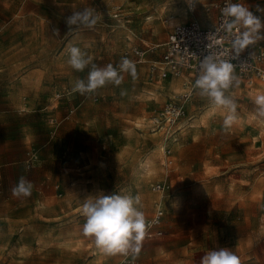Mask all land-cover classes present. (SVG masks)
Segmentation results:
<instances>
[{
	"label": "rangeland",
	"instance_id": "rangeland-1",
	"mask_svg": "<svg viewBox=\"0 0 264 264\" xmlns=\"http://www.w3.org/2000/svg\"><path fill=\"white\" fill-rule=\"evenodd\" d=\"M218 1L0 0V264H124L123 253H105L83 233L82 205L99 192L138 194L147 222L163 210L162 236L146 232L135 264H200L219 247L240 264H264V124L251 119V88L228 90L239 116L230 127L220 114L205 115L209 101L196 89L174 127L151 123L196 79L149 81L175 27L169 21L206 26ZM89 6L99 14L94 28L69 32L66 18ZM70 45L99 67L116 66L134 47L146 61L132 58L137 79L124 74L119 86L81 95L71 89L90 66L71 68ZM170 80L180 87L169 89ZM155 151L157 169L142 182ZM22 176L33 184L29 197L12 194Z\"/></svg>",
	"mask_w": 264,
	"mask_h": 264
},
{
	"label": "clouds",
	"instance_id": "clouds-1",
	"mask_svg": "<svg viewBox=\"0 0 264 264\" xmlns=\"http://www.w3.org/2000/svg\"><path fill=\"white\" fill-rule=\"evenodd\" d=\"M221 13L224 17L222 28L232 36V49L237 59L245 49L264 41V6L257 4L253 9L247 3L225 0ZM98 18V12L89 6L73 11L65 23L69 32L73 31V27L92 29ZM66 51L69 54L67 63L72 69L83 72L90 66L86 79L75 80L72 92L84 95L93 93L108 83L119 86L124 81V74H129L133 80L137 79L136 62L127 57L122 58L116 66L108 64L99 67L92 62V56L79 47L70 45ZM234 84H239V78L235 75V65L232 62L213 55L205 56L200 61L193 87L199 96L209 101L210 108L205 115L211 118L220 114L226 128L239 120L238 104L227 94ZM253 103L256 107L251 113V119L264 124V92L257 93L253 97ZM32 189V182L22 176L12 188V194L29 197ZM140 202L138 194L133 196L130 193L99 192L94 196H87L82 205V215L86 218L84 235L91 237L97 248L105 253L138 254L147 229L151 226L139 209ZM200 264H240V261L230 248L219 247L208 250L201 257Z\"/></svg>",
	"mask_w": 264,
	"mask_h": 264
},
{
	"label": "built area",
	"instance_id": "built-area-1",
	"mask_svg": "<svg viewBox=\"0 0 264 264\" xmlns=\"http://www.w3.org/2000/svg\"><path fill=\"white\" fill-rule=\"evenodd\" d=\"M233 2H238V0H233ZM224 6L225 0L213 5L217 14L210 27H204L198 21L175 26L162 45V60L149 67V81H154L158 77L161 79L180 77L184 73L197 77L200 61L205 56L213 55L229 60L235 65V75L239 78V83L252 86L256 81L264 82V44L260 41L250 46L237 59L232 49V36L225 33L222 28L224 17L221 9ZM131 54L136 58L137 63L145 60L146 52L142 49L133 48ZM126 56L131 60L130 56ZM193 91L194 87L188 93L170 99L162 111L152 118L151 123L155 129L167 131V128L174 127L185 116V102L193 95ZM154 189L161 190L162 185L156 184ZM163 214V210L159 209L156 215L148 221L151 225L147 231L148 237L162 236L163 232L156 230L155 227L160 225ZM151 229L154 230L150 231ZM139 253H123V263L135 264Z\"/></svg>",
	"mask_w": 264,
	"mask_h": 264
},
{
	"label": "bare ground",
	"instance_id": "bare-ground-1",
	"mask_svg": "<svg viewBox=\"0 0 264 264\" xmlns=\"http://www.w3.org/2000/svg\"><path fill=\"white\" fill-rule=\"evenodd\" d=\"M191 8H193V6ZM186 20H187L186 18L184 20H182V21L181 20L171 19L169 21V23H170V26H178V25L185 24L187 22ZM175 80L174 81L170 80V82L168 83V88L169 89H177L178 87H180V82H181L182 79L179 80V81H175ZM159 87L161 89H165L167 87V84H163V85H161ZM178 90H180V88ZM251 91L253 92L254 95H256L257 93L264 92V83L261 82V81L256 82L251 87ZM143 121H145V120H143ZM161 150L162 149H160V151ZM161 153H162V151H161ZM159 158H160V154L158 153V151H155V152H153V153H151V154L146 156L145 161L143 162V165H142V171H141V175H140V178H141L142 182L144 181L143 180L144 178L150 177L156 171L157 163H158V159Z\"/></svg>",
	"mask_w": 264,
	"mask_h": 264
},
{
	"label": "crops",
	"instance_id": "crops-1",
	"mask_svg": "<svg viewBox=\"0 0 264 264\" xmlns=\"http://www.w3.org/2000/svg\"><path fill=\"white\" fill-rule=\"evenodd\" d=\"M221 1V0H220ZM219 2V1H218ZM218 2H215V3H212V4H210L208 7H207V12L209 13V15H212V14H210V12L212 11V9L210 8V7H213V5L214 4H216V3H218ZM195 9H194V7L191 9V12H193ZM213 11H215V13L217 14V12H216V10H214L213 9ZM216 14H215V17H216ZM117 16H119V14L117 15ZM195 21H197V20H195ZM214 21H215V18H214V20L211 22V21H209L210 23H208L206 26H204V27H210L211 25H213V23H214ZM189 22V21H188ZM187 22V23H188ZM203 26V25H202ZM172 31V30H171ZM170 33V32H169ZM168 37V36H167ZM167 40V38L165 39V41ZM165 41L161 44V45H163L164 43H165ZM263 43V42H262ZM163 47V46H162ZM134 48H138V47H134ZM133 49V48H132ZM132 49H131V51L129 52V53H127L126 55H128V56H130V58H131V60H133L132 58L134 57L132 54H131V52H132ZM140 49V48H139ZM162 55H163V51H162ZM127 57V56H126ZM162 57V56H161ZM162 59V58H161ZM134 61V60H133ZM136 61V60H135ZM144 61H146V59L144 60ZM143 61V62H144ZM154 63H158L157 61L156 62H153V63H151L150 65H152V64H154ZM150 65H149V67H150ZM149 67H148V69H147V76H148V71H149ZM195 76H193V75H191L190 73H184L182 76H180L179 78H184V79H186V78H194ZM173 78H175V77H169V78H167V79H173ZM196 78V77H195ZM167 79H161V78H156L153 82H155V81H157V80H167ZM256 82H258V81H256ZM255 82V83H256ZM254 83V84H255ZM264 83V82H263ZM239 84H243V85H245L244 83H239ZM253 84V85H254ZM189 85L191 86V89H192V87H193V84H192V81L189 83ZM252 85V86H253ZM245 86H247V87H249V88H251L252 86H248V85H245ZM191 89L189 90V91H191ZM194 91H195V88H194ZM193 91V92H194ZM173 99V98H172Z\"/></svg>",
	"mask_w": 264,
	"mask_h": 264
}]
</instances>
